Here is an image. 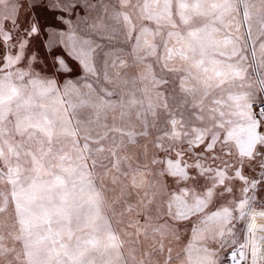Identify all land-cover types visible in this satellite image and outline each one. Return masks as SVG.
I'll return each mask as SVG.
<instances>
[{
  "label": "rangeland",
  "instance_id": "rangeland-1",
  "mask_svg": "<svg viewBox=\"0 0 264 264\" xmlns=\"http://www.w3.org/2000/svg\"><path fill=\"white\" fill-rule=\"evenodd\" d=\"M91 23L96 74L87 86L64 89L63 75L36 65L32 75H55L66 104L29 86L21 96L40 103L0 109V264H225L219 228L201 220L252 194L257 202L234 226L246 253L262 250L252 225L264 215V186L244 192L230 167L221 186L216 171L240 164V146L228 138L231 155L218 145L212 160L189 141L217 131L221 110L238 120L246 101L229 98L242 89L228 64L250 44L264 51V0H104ZM244 175H257L247 161ZM208 189L210 207L191 221L179 214L177 197L191 205Z\"/></svg>",
  "mask_w": 264,
  "mask_h": 264
},
{
  "label": "snow or ice",
  "instance_id": "snow-or-ice-1",
  "mask_svg": "<svg viewBox=\"0 0 264 264\" xmlns=\"http://www.w3.org/2000/svg\"><path fill=\"white\" fill-rule=\"evenodd\" d=\"M103 2L104 0H0V44L4 47V54L0 56V109L4 103H14L17 99L24 105L40 103L34 101L30 94L21 96L20 89H27L29 86H38L41 97L57 92L59 95L53 102L59 100L66 104L63 101L65 92L56 83L55 75L42 76L39 72L32 75L36 65L44 69L51 66L52 73L63 75L64 89L69 86L78 89V79L87 86L89 74H96V45L92 38L94 25L91 20L93 13ZM261 48H264V44ZM25 63L28 71L21 68ZM215 74L225 75L223 70H217ZM228 74L233 80L240 81L239 87L242 89L241 96L229 98L246 101L237 105L238 120L233 123L231 118L223 119L225 113L221 110L218 115L222 119L214 124L217 131L207 137L198 135L189 142L193 144V148H202L201 156L209 153L212 160H217L219 157L215 153L218 145L225 157L231 155V150L224 145L230 142L228 138H232L231 142L240 146L243 159L239 165L224 164L216 169L220 176L219 185L225 184V172L230 167V178L243 182L244 192L253 193L258 185L264 186V51L258 52L257 45L250 44L247 51L241 50L228 64ZM13 76L16 78L12 79ZM6 83L10 85L7 89L10 93L8 96H5ZM248 97L252 99L249 101ZM40 106L43 107V104ZM34 115L40 116L45 125L51 123L44 113ZM172 123L175 124L176 121ZM245 161L249 170L257 172L255 177L244 175ZM253 164L255 167H252ZM195 167L199 168V163ZM181 171L186 169L182 168ZM187 177L190 179L191 173ZM225 190L229 193L232 191L230 187ZM212 197L211 189L206 190L205 195L195 197L191 205L177 197L178 207L181 208L179 214L187 213L186 219L191 221L193 215H199L202 210L211 206L209 198ZM255 202L257 198L252 194L238 201L236 210L220 206L201 220L205 226L214 224L219 228V244L229 251V256L224 259H230L231 264H260L264 260V250L245 253V244H238L234 226L237 218L243 220L245 206ZM259 203L264 204V200ZM192 231H196V224H193ZM193 251V247L189 245L187 254L190 259ZM209 264H223V260L209 261Z\"/></svg>",
  "mask_w": 264,
  "mask_h": 264
},
{
  "label": "bare ground",
  "instance_id": "bare-ground-1",
  "mask_svg": "<svg viewBox=\"0 0 264 264\" xmlns=\"http://www.w3.org/2000/svg\"><path fill=\"white\" fill-rule=\"evenodd\" d=\"M252 227L258 228L259 229L258 231H260V233L263 232V237H264V215H259L258 217H256ZM262 242L264 243V238ZM262 250H264V244L262 245Z\"/></svg>",
  "mask_w": 264,
  "mask_h": 264
},
{
  "label": "built area",
  "instance_id": "built-area-1",
  "mask_svg": "<svg viewBox=\"0 0 264 264\" xmlns=\"http://www.w3.org/2000/svg\"><path fill=\"white\" fill-rule=\"evenodd\" d=\"M244 251H245V249H244ZM246 253V252H245ZM249 252H247L246 254H248ZM228 256H229V254H228ZM225 264H231V261H230V259H225ZM245 264H249V262H245Z\"/></svg>",
  "mask_w": 264,
  "mask_h": 264
}]
</instances>
